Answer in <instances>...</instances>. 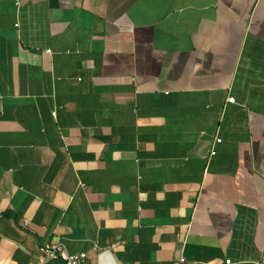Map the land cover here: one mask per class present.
Segmentation results:
<instances>
[{
  "label": "crops",
  "instance_id": "1",
  "mask_svg": "<svg viewBox=\"0 0 264 264\" xmlns=\"http://www.w3.org/2000/svg\"><path fill=\"white\" fill-rule=\"evenodd\" d=\"M53 242L264 264V0H0V264Z\"/></svg>",
  "mask_w": 264,
  "mask_h": 264
},
{
  "label": "built area",
  "instance_id": "2",
  "mask_svg": "<svg viewBox=\"0 0 264 264\" xmlns=\"http://www.w3.org/2000/svg\"><path fill=\"white\" fill-rule=\"evenodd\" d=\"M229 101L234 102L235 97L230 96L228 98ZM217 141L221 140V137L216 138ZM211 153H215V150L212 149ZM41 256L47 259H56L60 258L64 260L65 264H80L86 257L85 252L81 253H70L63 242H53L47 243L41 247ZM179 264H186V263H179Z\"/></svg>",
  "mask_w": 264,
  "mask_h": 264
},
{
  "label": "trees",
  "instance_id": "3",
  "mask_svg": "<svg viewBox=\"0 0 264 264\" xmlns=\"http://www.w3.org/2000/svg\"><path fill=\"white\" fill-rule=\"evenodd\" d=\"M44 264H65V262L60 258H56V259H50Z\"/></svg>",
  "mask_w": 264,
  "mask_h": 264
}]
</instances>
